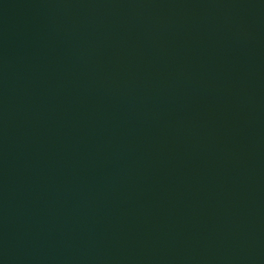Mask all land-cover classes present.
<instances>
[{"label": "water", "instance_id": "water-1", "mask_svg": "<svg viewBox=\"0 0 264 264\" xmlns=\"http://www.w3.org/2000/svg\"><path fill=\"white\" fill-rule=\"evenodd\" d=\"M0 264H264V0H0Z\"/></svg>", "mask_w": 264, "mask_h": 264}]
</instances>
